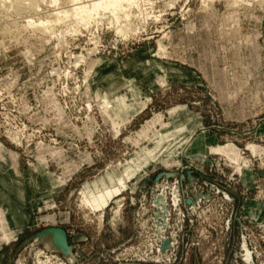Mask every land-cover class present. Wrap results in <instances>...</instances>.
<instances>
[{
    "label": "rangeland",
    "instance_id": "obj_1",
    "mask_svg": "<svg viewBox=\"0 0 264 264\" xmlns=\"http://www.w3.org/2000/svg\"><path fill=\"white\" fill-rule=\"evenodd\" d=\"M55 1L0 0V264H264V0Z\"/></svg>",
    "mask_w": 264,
    "mask_h": 264
},
{
    "label": "bare ground",
    "instance_id": "obj_2",
    "mask_svg": "<svg viewBox=\"0 0 264 264\" xmlns=\"http://www.w3.org/2000/svg\"><path fill=\"white\" fill-rule=\"evenodd\" d=\"M76 1H78V0H74V2H76ZM88 1V0H87ZM95 1V2H94ZM92 0V3H91V5H89L90 7H92V10L93 11H98L99 9H104V10H107V9H113V10H121L125 5L126 6H133V5H135L136 6V3H137V0ZM56 1L54 0V3H55ZM141 2V1H140ZM31 5H33V4H31ZM75 5V4H74ZM144 5V4H143ZM89 6H79V4L78 5H75V8H73L72 9V12H73V14H74V16L76 17L77 15H80V14H82L83 12H84V14L85 13H87V8H89ZM134 6V7H135ZM30 7H33V6H30ZM137 7V6H136ZM139 10V9H138ZM141 12V11H140ZM143 15H145V13L143 14ZM148 15V14H147ZM29 24V23H28ZM40 24V23H39ZM116 29V28H115ZM119 29V28H118ZM117 30V29H116ZM119 31H120V29H119ZM118 31V32H119ZM122 32V31H121ZM110 102H108V100H106L105 99V101H104V106H106V107H112L111 109H112V111L115 113L117 110H116V107H115V105L113 104V106L112 105H110L109 104ZM115 214H117V212L115 213Z\"/></svg>",
    "mask_w": 264,
    "mask_h": 264
},
{
    "label": "water",
    "instance_id": "obj_3",
    "mask_svg": "<svg viewBox=\"0 0 264 264\" xmlns=\"http://www.w3.org/2000/svg\"><path fill=\"white\" fill-rule=\"evenodd\" d=\"M45 235L50 236L51 243L58 248L63 255L72 259L70 246L67 244L66 234L63 229L59 227H45L35 234V238H40Z\"/></svg>",
    "mask_w": 264,
    "mask_h": 264
},
{
    "label": "crops",
    "instance_id": "obj_4",
    "mask_svg": "<svg viewBox=\"0 0 264 264\" xmlns=\"http://www.w3.org/2000/svg\"><path fill=\"white\" fill-rule=\"evenodd\" d=\"M114 105H115L117 111H118L120 108H122L120 102H118V101H114ZM117 111H116V112H117ZM116 112H115V113H116Z\"/></svg>",
    "mask_w": 264,
    "mask_h": 264
}]
</instances>
